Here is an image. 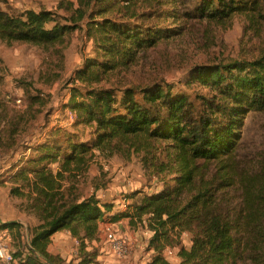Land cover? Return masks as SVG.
Wrapping results in <instances>:
<instances>
[{"label": "trees", "instance_id": "trees-1", "mask_svg": "<svg viewBox=\"0 0 264 264\" xmlns=\"http://www.w3.org/2000/svg\"><path fill=\"white\" fill-rule=\"evenodd\" d=\"M77 11L94 49L61 107L75 121L19 144L31 126L30 107L10 119L1 107L0 158L12 159L20 148L22 157L0 184L10 185V196L23 200L20 210L39 221L15 257L21 264H46L40 254L65 264L48 247L53 235L66 230L80 243L75 264H100L93 243L100 240L97 222L107 218L151 231L149 264H264V153L254 162L239 155L246 119L264 113V48L252 58L198 64L179 82L153 78L129 85L118 98L102 85L199 24L228 30L243 16L248 29L261 35L264 0H79ZM82 27L73 14L0 0V41L38 46L56 66L64 65L67 36ZM193 85L202 90L192 91ZM29 99L43 105L40 97ZM96 151L125 161L137 156L155 190L124 195L122 210L96 194L81 199L67 182L88 172ZM20 227L0 223L1 229ZM169 249L178 250L179 263L166 258Z\"/></svg>", "mask_w": 264, "mask_h": 264}, {"label": "rangeland", "instance_id": "rangeland-1", "mask_svg": "<svg viewBox=\"0 0 264 264\" xmlns=\"http://www.w3.org/2000/svg\"><path fill=\"white\" fill-rule=\"evenodd\" d=\"M17 8L41 7L54 10L64 17L73 16L83 25L81 29L72 30L64 45L65 60L62 67L47 61L48 53L42 48L23 43H7L0 41V113L5 107L8 118L30 113V127L21 136V141L34 143L46 136L49 130L60 124L68 126L69 111H62L61 107L70 98V88L73 86L75 72L83 68L85 60L93 54V42L88 39L86 28L77 11L79 0H11ZM71 4L74 5L71 6ZM64 24L69 23L64 20ZM54 48H61L55 46ZM264 48V32L256 35L250 29L243 16L235 18L234 25L228 30H219L204 24L186 30L184 35L173 41L160 43L157 47L143 53L138 62L126 71L112 76L110 81L104 80L103 86L113 91L117 98L123 90L132 84L146 83L153 78L172 83L185 80L189 69L198 65L234 58H252ZM57 75V76H56ZM192 91L202 89L192 86ZM29 96L42 98L43 105L31 104ZM249 116L245 121L243 139L239 149L240 157L253 162L262 158L264 153V113ZM47 132V133H46ZM24 133V132H23ZM88 172L69 186L77 188L81 199L93 194L103 203L114 204L116 210L125 208L123 196L140 188H149L144 175V169L137 156L131 161H125L117 156L106 158L96 151ZM22 157V149L10 159L9 156L0 158V179L11 164ZM251 163V162H249ZM5 167V168H4ZM4 168V169H3ZM55 172L59 164H53ZM152 185V189L155 190ZM160 189V188H158ZM22 199L10 196V185L0 184V222L6 219L19 221L22 227L10 231L14 242V251L23 249L27 243V231L34 229L39 223L37 219L22 212L19 205ZM107 216L110 214L107 213ZM102 219V218H101ZM1 229V228H0ZM122 237H128L130 253L124 258L114 254L110 243L100 232V240L94 246L101 252L100 264H149L154 256V249L150 247L151 231L145 225L133 227L128 219H123L121 225L114 228ZM184 244L190 248V235H184ZM80 248L77 240L76 247ZM78 248V255H79ZM165 252L166 258L172 263H179L177 249ZM20 251V250H19ZM20 259V258H18ZM77 260V257H75Z\"/></svg>", "mask_w": 264, "mask_h": 264}, {"label": "built area", "instance_id": "built-area-1", "mask_svg": "<svg viewBox=\"0 0 264 264\" xmlns=\"http://www.w3.org/2000/svg\"><path fill=\"white\" fill-rule=\"evenodd\" d=\"M68 121L69 123H73L75 121L74 114L71 112L68 114ZM114 228L115 227L113 226H109L104 229L103 236L110 243V247L114 254L120 258H124L130 253L128 247L129 243L127 238L120 236ZM168 251L169 253L172 252L171 250ZM0 264H21L15 257L14 242L8 229H0Z\"/></svg>", "mask_w": 264, "mask_h": 264}, {"label": "crops", "instance_id": "crops-1", "mask_svg": "<svg viewBox=\"0 0 264 264\" xmlns=\"http://www.w3.org/2000/svg\"><path fill=\"white\" fill-rule=\"evenodd\" d=\"M151 191H153V190H151ZM123 209H125V208H123ZM121 221H123V220H121ZM121 221L114 223V222H111L110 220H107V218L106 219L102 218L97 222L98 227H99V231L103 233V230L108 228L109 226L118 227L119 225H121ZM7 222H12V221L6 219V220H4V222L1 221L0 223H7ZM23 225L26 227V231H27V233H26L27 243L30 244V235L31 234H30V232H28L29 231V227L27 226L28 224L26 225V223L24 222ZM21 227H22V224H21ZM126 238L128 240V243L131 244V240L128 237H126ZM72 244L75 245V247H76L77 239L73 238L70 232L63 230V231H60V232L56 233L55 235H53V237L51 238V241L49 243L48 250L52 254L60 256L64 260L65 264H75L78 262V259H79V255H78V248L79 247L77 249H75L72 246ZM77 256H78V258H77V260H75V257H77Z\"/></svg>", "mask_w": 264, "mask_h": 264}, {"label": "water", "instance_id": "water-1", "mask_svg": "<svg viewBox=\"0 0 264 264\" xmlns=\"http://www.w3.org/2000/svg\"><path fill=\"white\" fill-rule=\"evenodd\" d=\"M11 224H19V221H12V222H7L6 225H11ZM39 257H41L46 264H53L50 260L46 259L44 256L38 254Z\"/></svg>", "mask_w": 264, "mask_h": 264}]
</instances>
